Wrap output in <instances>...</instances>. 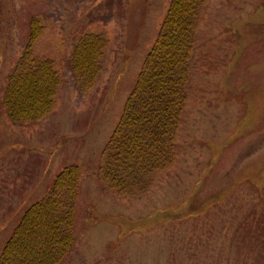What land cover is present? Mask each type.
I'll use <instances>...</instances> for the list:
<instances>
[{
	"label": "rangeland",
	"instance_id": "374dc122",
	"mask_svg": "<svg viewBox=\"0 0 264 264\" xmlns=\"http://www.w3.org/2000/svg\"><path fill=\"white\" fill-rule=\"evenodd\" d=\"M170 1L0 0V255L19 215L71 163L81 167L76 226L59 264H215L224 257L221 264H231L229 257L250 256L244 226L251 224L252 242L264 225V0L198 7L171 165L148 173L132 195L111 188L97 169ZM33 20L41 30L29 43ZM88 33L107 45L92 88L80 91L70 57ZM26 47L52 59L60 85L47 117L13 122L1 99ZM166 226L178 232L155 242Z\"/></svg>",
	"mask_w": 264,
	"mask_h": 264
},
{
	"label": "trees",
	"instance_id": "16d2710c",
	"mask_svg": "<svg viewBox=\"0 0 264 264\" xmlns=\"http://www.w3.org/2000/svg\"><path fill=\"white\" fill-rule=\"evenodd\" d=\"M203 0H171L156 41L146 54L135 83L98 167L109 186L132 195L148 173L171 165L175 135L186 101L189 58L196 12ZM30 42L41 26L31 22ZM107 40L88 33L76 43L71 71L80 91L92 88ZM26 47L9 76L2 106L13 122H34L48 115L60 85L50 59L31 56ZM80 167L72 164L55 176L47 195L31 204L4 244L0 264H59L71 250L76 222Z\"/></svg>",
	"mask_w": 264,
	"mask_h": 264
},
{
	"label": "crops",
	"instance_id": "0c3cea01",
	"mask_svg": "<svg viewBox=\"0 0 264 264\" xmlns=\"http://www.w3.org/2000/svg\"><path fill=\"white\" fill-rule=\"evenodd\" d=\"M209 216H210V214L205 216L204 219H206ZM244 227H245V232H246V235H247V238L245 239V244L247 246V245H250L252 243L251 252L249 253L250 256H248L244 260H242L244 258V256H245V254L243 255V257H240L238 255L237 258L229 257L228 260H229V262L231 264H248V263H251V264L258 263V264H260L259 261H264V250H263L264 225L262 223L260 226L259 225L256 226V233H257L256 240H253V241L251 240L252 242H250L251 233H252L251 224L249 225V224L246 223ZM158 228H160V227H158ZM169 228H170V226H166V227H163V229H161V230L155 231V235L153 236L154 237V241L157 242V241L160 240L159 238H163V236H161L159 238H158V236L162 232H165L167 230H168V234H170V235H174L173 232H175V233L178 232V231H174L175 229H177L176 227H172L171 230ZM153 230H155V229H153ZM136 233H137V236H138L139 239L143 236L142 234L139 233V231H137ZM164 234L166 235V233H164ZM213 235H214L213 240L217 241V239H218L217 230H215V232H212V236ZM153 237L150 239V241L153 239ZM201 237L202 236H200V239H201ZM255 246H258V247H255ZM252 249H253L254 252H252ZM193 256L194 255H192V257ZM196 257H198V256H196ZM210 257H212V256L210 255L209 258ZM209 258H207V259H209ZM225 259H226L225 257L224 258H218V260L215 262V264H221V261H224Z\"/></svg>",
	"mask_w": 264,
	"mask_h": 264
}]
</instances>
